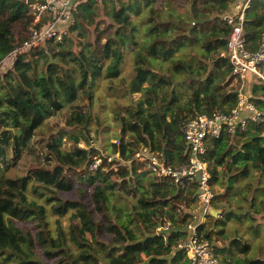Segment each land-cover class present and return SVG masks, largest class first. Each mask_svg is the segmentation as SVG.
Segmentation results:
<instances>
[{
    "label": "trees",
    "instance_id": "16d2710c",
    "mask_svg": "<svg viewBox=\"0 0 264 264\" xmlns=\"http://www.w3.org/2000/svg\"><path fill=\"white\" fill-rule=\"evenodd\" d=\"M157 2L86 0L73 14L75 23L64 42L56 44L57 52H51L48 43L8 62L6 58L27 40L32 17L23 0H0V62L7 65L0 70V263L192 264L180 245L188 239L187 226L199 202L198 183L182 189L152 175L135 156L148 148L174 167L185 166L190 153L181 124L215 109L228 114L236 107L241 82L232 75L226 56L231 29L221 20L236 0H189L184 12L174 0L163 1L160 8L154 5ZM136 18L142 21L140 42ZM105 20L106 29L113 30L105 42L98 37L75 50L81 43L73 32L93 26L99 30ZM17 26H22L18 33ZM244 31L247 49L256 52L264 42V0L251 1ZM137 46L145 55L169 62L174 71L186 73L187 79L176 83L158 70L138 67L126 92L141 98L125 114H116L120 159L109 161L102 152L88 148L95 143L90 132L93 87L100 75L109 82L121 78L127 51ZM221 56L224 61L202 81L207 62ZM52 77L65 103L59 100ZM257 79L247 74L245 93L264 116V81ZM184 90L188 99L182 103ZM10 112L19 117L14 128L4 126ZM96 160L97 169L90 171ZM201 160L210 175L211 209L223 214L208 215L198 226L199 234L212 242L217 256L234 251L218 257L221 264H264L259 256L249 257L253 246L244 236L235 234L220 247L213 239L225 237L223 227L233 220L247 221L254 237L261 235L264 120L249 121L247 131L234 135L224 129L220 138L207 141ZM76 184L90 188L88 202L81 188L78 199L62 197ZM236 197L247 206H240ZM48 206L58 216L55 238L50 231L42 232L49 224ZM66 217L68 228L62 223ZM104 224L114 237L110 243L103 239ZM213 226L222 229L215 231Z\"/></svg>",
    "mask_w": 264,
    "mask_h": 264
},
{
    "label": "built area",
    "instance_id": "2783aa9c",
    "mask_svg": "<svg viewBox=\"0 0 264 264\" xmlns=\"http://www.w3.org/2000/svg\"><path fill=\"white\" fill-rule=\"evenodd\" d=\"M86 0H23L27 6L29 16L32 17V28L28 32V38L18 46L10 57L9 62L19 53L35 50L48 43L62 44L68 35L69 29L74 25V16L78 6ZM252 0H241L232 5L229 11L221 17V20L230 27V35L227 38L226 56L232 67V75L238 78L241 85L238 89V103L230 113H224L215 109L211 114H202L189 118L181 124V132L188 147L190 157L187 165L174 167L162 161L148 148L139 151L135 158L144 162L145 169L152 175L167 178L173 184L185 189L189 184L198 183L199 202L193 211V221L187 226L188 239L180 245L186 257L192 264H221L212 242L205 239L198 232V226L203 222L199 219L211 215V203L213 193L209 186V172L207 164L201 160L209 139L221 137L224 129L232 135L238 131L245 132L249 121H263V113L248 100L245 93L247 74H253L264 81V42L256 52H250L245 40V15L250 9ZM51 22H47V20ZM41 26V27H40ZM5 61V60H4ZM0 62V70L5 69L6 62ZM99 161L96 160L89 170H96ZM183 209H178L180 213ZM170 228L165 225L166 230ZM162 230L159 229L158 231Z\"/></svg>",
    "mask_w": 264,
    "mask_h": 264
},
{
    "label": "rangeland",
    "instance_id": "374dc122",
    "mask_svg": "<svg viewBox=\"0 0 264 264\" xmlns=\"http://www.w3.org/2000/svg\"><path fill=\"white\" fill-rule=\"evenodd\" d=\"M163 1L166 0H158L156 4H154L157 8H160ZM189 0H174L175 3L180 4L182 8H178L179 11L184 12L185 5H187ZM241 0H236V2H239ZM135 22L139 25V33L137 34L139 38V42L141 41V18L134 19ZM107 22L103 23L101 25L99 30H96L95 26L93 27H84L82 31H74V38L76 42H80L81 45L75 46V50H81L83 47L88 46L89 42H95V39L100 37L101 43L105 42V37L107 34H111L113 30L106 29ZM31 29V28H30ZM19 30H22V26H17L16 33L20 32ZM70 30V29H69ZM125 32V31H124ZM28 35V32H27ZM48 49L55 53L58 51V47H56V44L49 43ZM148 66L154 70H158L161 73L167 74L172 77V79L175 80L176 83L183 82L187 79L186 73H178L174 71V69L171 67L169 62H161L155 58L149 57L145 55L139 46L133 49H129L127 51L123 66H122V77L114 80L112 82H109L103 78V75H100L101 77L96 80L95 86L93 87L94 92V101L92 103V121H91V137L94 138L95 143L91 145V147H88L89 149L92 148L94 150H98L102 152L103 156H106L109 158V161L113 159H120V145H119V139H117L120 136V123L115 121L116 114H125L126 108L132 104L133 102H137L140 98V94H135L133 97H130L127 95V89L129 86V83L132 79L136 77L137 69L140 66ZM257 83L260 81L259 79L255 80ZM52 86L55 88L56 92L58 93V98L63 103L66 102L64 93L60 90L59 85L55 82V79L51 78ZM233 85H236V80L233 82ZM188 99V91L184 90L181 93V102L185 103ZM48 114V113H46ZM19 120V117L16 113H11L10 116L4 119V126H8L10 128H14ZM3 127V125H0V129ZM43 131L46 134H49V130L47 127L43 129ZM40 134V133H38ZM128 139V138H127ZM85 146V144H83ZM100 163V162H99ZM255 178V177H254ZM247 180H244L241 183V189L244 188L245 182ZM78 188H81L85 190L87 193L85 200L88 202L89 197L91 195L90 188L86 186H80V184H76V187L73 191L69 193H63L62 197L65 199H78L79 191ZM248 198L252 196L251 192H244ZM239 201L240 206H247V202L241 199V197H236V200ZM117 204H122L120 200L115 201ZM253 211V209H252ZM251 211V212H252ZM222 213L218 214V218H222ZM252 215H255L252 212ZM257 216L258 219H260L259 215ZM56 215H54L51 211V207H47V220L49 224L44 227L42 232L50 231L51 236L55 238L54 230L57 220ZM247 222V221H246ZM239 222L236 220H233L229 222L227 225H225L223 228L225 230L224 236L225 237H219L217 240L214 239V243L216 246H224L227 245V239L230 237H233L235 234L238 236H244L251 245L253 246L252 253L249 255V257L259 256L264 259V220L260 222V231L261 235L254 237V232L250 229L248 222ZM63 226L68 228L69 226V220L68 217L64 218L62 220ZM256 224V223H255ZM27 226H30L26 224ZM214 227V226H213ZM215 231H219L222 229L221 226L214 227ZM253 232V233H252ZM103 239L107 242H112L114 237L109 233V229L106 227V224L103 225ZM263 250V253H262ZM39 253L42 254V250L39 251ZM234 251H227L224 255H230L233 254ZM223 253H219L218 257L222 258L225 257ZM239 257V256H238ZM242 257V256H241ZM245 257H242V259ZM3 264V263H0ZM9 264H12L10 262ZM46 264H53L52 261L46 260Z\"/></svg>",
    "mask_w": 264,
    "mask_h": 264
},
{
    "label": "water",
    "instance_id": "95a60500",
    "mask_svg": "<svg viewBox=\"0 0 264 264\" xmlns=\"http://www.w3.org/2000/svg\"><path fill=\"white\" fill-rule=\"evenodd\" d=\"M48 55H49V64H53V63H55V61H54L53 58H52V55H51L50 53H49ZM224 59H225V57H224V56H221L220 58H218V59H216V60H214V61H212V62H207V65H208V72H207L206 77L203 78L202 81H205V80L210 76V74L213 72L215 66H216L218 63H220L221 61H224ZM200 179H201V178H200V174H197V176H196V181H197V182H200ZM200 192H201L200 189H198L197 193L199 194ZM219 213H222V211H221V210H219V211H215V210H213L212 213H211V215H212L214 218H218V214H219Z\"/></svg>",
    "mask_w": 264,
    "mask_h": 264
},
{
    "label": "crops",
    "instance_id": "0c3cea01",
    "mask_svg": "<svg viewBox=\"0 0 264 264\" xmlns=\"http://www.w3.org/2000/svg\"><path fill=\"white\" fill-rule=\"evenodd\" d=\"M213 210H214V209H211V213H212ZM218 211H219V210H218ZM221 211H222V210H221ZM199 219H200L201 222H203V223L206 222V218L203 219L201 215H200Z\"/></svg>",
    "mask_w": 264,
    "mask_h": 264
}]
</instances>
